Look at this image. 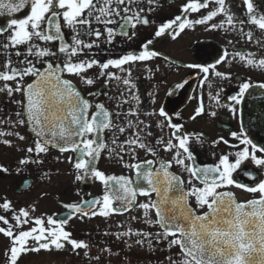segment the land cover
<instances>
[{"label":"snow or ice","instance_id":"1","mask_svg":"<svg viewBox=\"0 0 264 264\" xmlns=\"http://www.w3.org/2000/svg\"><path fill=\"white\" fill-rule=\"evenodd\" d=\"M243 5L246 18L232 12L226 0H183L179 14L157 23L152 15L162 8L161 0H0V93L19 109L0 117V143L13 146L7 139L13 137L28 144L18 149L24 155L16 172L30 164L43 166L55 150L72 154L66 159L74 182L91 179L103 186L97 196L58 200L64 214H37L35 202L17 208L0 197V234L9 240L7 264H18L28 252L67 251L68 246L104 264L101 255L89 256L92 245L69 228L74 219L112 215L125 216L112 235L128 249L135 245L170 253L158 264H264V143L250 138L239 109L253 84L241 81L235 94L224 96L225 88L217 83L232 79L230 72L219 70L225 63L264 70V41L249 28L264 32V13L254 10L252 0ZM197 26L237 33L255 41L260 53L233 47L206 53L213 57L211 63H177L155 50L160 39L176 41ZM148 28L153 31L146 32ZM122 45L128 47L113 57ZM161 57L169 66L198 70L195 78L182 76L166 92L167 97L186 88L195 93L188 97L196 106L187 121L181 110L160 104L155 91L148 93L151 110L141 108L135 74L143 66L151 79L160 66L148 62ZM256 87L264 90V83ZM220 108L238 117L239 130L230 131L231 140L223 135L211 140L228 150L212 162H200L193 144L203 145L208 137L188 131L187 123L215 117ZM23 128L30 139L21 134ZM60 155L57 162H62ZM105 155L121 165L122 174L97 166ZM8 172L0 165V174ZM39 179L51 182V171L41 172ZM232 189L250 197L241 199ZM141 222L158 230H141ZM103 252L118 255L111 248Z\"/></svg>","mask_w":264,"mask_h":264},{"label":"flooded vegetation","instance_id":"2","mask_svg":"<svg viewBox=\"0 0 264 264\" xmlns=\"http://www.w3.org/2000/svg\"><path fill=\"white\" fill-rule=\"evenodd\" d=\"M183 0H161L162 8L152 15V18L160 23L162 18L170 17L174 14H179V7ZM254 10L257 13H264V0H252ZM226 6H230V10L236 13L237 16L246 18V7L243 5V0H226ZM211 7V5H210ZM203 11V10H202ZM193 13L192 16H196ZM190 16L189 18H192ZM220 17H217L213 22H218ZM239 27V25H237ZM254 35L264 41V32H261L255 26L249 25ZM146 32H152V28L145 29ZM232 40L233 44L229 45L228 41ZM127 48L128 45L117 46L112 53L113 57L119 54L120 48ZM132 47H136L133 45ZM233 47L236 50H243L245 52L260 53V49L256 45L255 41L248 42L237 33H225L224 31H205L203 26H197L195 31H187L182 34L176 41H172L170 37L162 38L155 45V50L164 53L177 63H202V62H214L213 57L206 55V53L222 54L223 50L227 48L230 52ZM107 57V54H101V59ZM149 67L160 66V71L156 73L154 77L149 79V73L141 66L139 72L135 74L137 87L140 90L141 98L144 103L141 105L142 109L151 110V98L148 93L155 91L158 94L160 104H164L169 108H177L181 110L184 121L188 120V117L192 114L194 107L196 106V100H189L190 95H195L190 89H185L179 95L167 97L166 92L169 87L180 77L191 73L193 78L198 70H190L185 68H176L175 65L169 66L167 61L162 57L156 60L148 62ZM114 70V69H113ZM222 72H230L232 79L230 81H217L218 84L225 88L224 96L235 94L238 91V85L241 81L250 80L253 84V88L249 90L250 95H246L245 102L239 106L240 114L241 107L243 105L256 106L264 104V90L259 89L256 85L264 83V70L259 68H251L242 66L239 62L225 63L219 68ZM92 71H95L93 69ZM115 71V70H114ZM102 83V81H101ZM97 88L100 87L98 84ZM193 88H197V84H193ZM109 94H112L115 89L109 87ZM197 91L199 89L197 88ZM208 88L205 87V96L207 95ZM248 100V102H247ZM19 110L17 106L9 102V98L0 93V117H7L10 112ZM143 118V116L141 117ZM13 119L15 117L13 116ZM182 121V122H184ZM6 127V126H4ZM187 129L191 132H204L208 137V142L203 145L193 144V150L197 155V160L200 162H212L215 160L221 150H228L223 144L213 146L211 140L217 139L220 135H223L225 139L231 140L230 131H238L239 123L238 117H234L227 109L220 108L217 110L215 117L204 115L197 118L195 121L187 123ZM21 134L29 136V130L26 128L19 129ZM153 131L159 135V130L153 128ZM168 131L167 129L165 130ZM251 138V137H250ZM3 139V138H0ZM12 140L13 146H7L0 143V165H3L9 169L8 173L0 174V197H7L9 200L16 204L17 208L25 207L28 204L37 203L38 212L45 213H60L64 214L66 210L61 209L58 204V200L65 203L78 201L81 197L90 198L102 194L103 186L99 181H93L90 185L82 187L83 182H74V173L72 165L67 162L66 157L72 155L66 153L60 155L53 150L51 156L45 161L43 166H37L30 164L17 173V162L23 157L24 153L18 149L26 148L27 143L16 140L13 137H7ZM60 155L62 162H57L55 157ZM143 155V152L140 153ZM97 166L108 174H122L121 165L115 161L109 160L106 155L103 156L98 162ZM46 170H50L52 173V180L39 179L40 173ZM236 192L237 196L241 199L250 197V194L242 192L241 190L232 189ZM79 192V195H77ZM143 199V198H141ZM0 214H3L0 212ZM130 216L132 213H127ZM125 216L112 215L109 218L101 216L93 217L92 219H85L83 221L74 219L71 222L69 230L78 238L85 240L92 245L89 256L101 255L104 260V264H158L159 261H163L170 253L168 251H156L151 252L147 250V247L141 249L137 246H133L132 249H128L125 243L117 241L112 233L118 231L116 224L124 223ZM133 226H135L133 224ZM141 230H158L148 229L142 222L139 224ZM108 233V234H106ZM9 240L7 237L0 234V264H7L6 255ZM52 250L40 252H28L22 254L18 259V264H28L32 259H36L40 256L57 257L67 255L70 264H100V262L89 259L84 255V250ZM104 248H111L113 252L118 255H110L103 252ZM92 250L99 251V254H95ZM173 252L176 250L173 249ZM30 256V257H29Z\"/></svg>","mask_w":264,"mask_h":264},{"label":"water","instance_id":"3","mask_svg":"<svg viewBox=\"0 0 264 264\" xmlns=\"http://www.w3.org/2000/svg\"><path fill=\"white\" fill-rule=\"evenodd\" d=\"M241 116L242 122L254 142L264 143V104L256 106L243 105L241 107ZM91 182V179L83 182L82 187L90 185Z\"/></svg>","mask_w":264,"mask_h":264},{"label":"rangeland","instance_id":"4","mask_svg":"<svg viewBox=\"0 0 264 264\" xmlns=\"http://www.w3.org/2000/svg\"><path fill=\"white\" fill-rule=\"evenodd\" d=\"M92 252H95V254H99V251L97 250H92ZM28 264H70V263H69L68 256L62 255V253H60V256L58 259L57 257H54V259H52L51 257H46L43 255L36 259L30 260Z\"/></svg>","mask_w":264,"mask_h":264}]
</instances>
